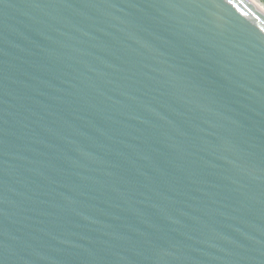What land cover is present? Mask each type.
Instances as JSON below:
<instances>
[{
	"label": "water",
	"instance_id": "water-1",
	"mask_svg": "<svg viewBox=\"0 0 264 264\" xmlns=\"http://www.w3.org/2000/svg\"><path fill=\"white\" fill-rule=\"evenodd\" d=\"M0 264H264V15L0 0Z\"/></svg>",
	"mask_w": 264,
	"mask_h": 264
},
{
	"label": "bare ground",
	"instance_id": "bare-ground-1",
	"mask_svg": "<svg viewBox=\"0 0 264 264\" xmlns=\"http://www.w3.org/2000/svg\"><path fill=\"white\" fill-rule=\"evenodd\" d=\"M264 15V5L259 0H247Z\"/></svg>",
	"mask_w": 264,
	"mask_h": 264
},
{
	"label": "snow or ice",
	"instance_id": "snow-or-ice-1",
	"mask_svg": "<svg viewBox=\"0 0 264 264\" xmlns=\"http://www.w3.org/2000/svg\"><path fill=\"white\" fill-rule=\"evenodd\" d=\"M227 2H228L229 4H232V3H233V0H227Z\"/></svg>",
	"mask_w": 264,
	"mask_h": 264
},
{
	"label": "rangeland",
	"instance_id": "rangeland-1",
	"mask_svg": "<svg viewBox=\"0 0 264 264\" xmlns=\"http://www.w3.org/2000/svg\"><path fill=\"white\" fill-rule=\"evenodd\" d=\"M264 5V0H259Z\"/></svg>",
	"mask_w": 264,
	"mask_h": 264
}]
</instances>
